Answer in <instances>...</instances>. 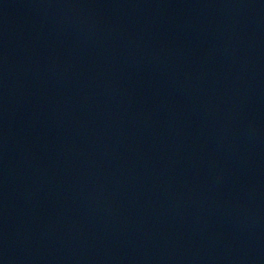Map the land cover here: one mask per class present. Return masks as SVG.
Masks as SVG:
<instances>
[{
	"label": "water",
	"instance_id": "water-1",
	"mask_svg": "<svg viewBox=\"0 0 264 264\" xmlns=\"http://www.w3.org/2000/svg\"><path fill=\"white\" fill-rule=\"evenodd\" d=\"M0 264H264V0H0Z\"/></svg>",
	"mask_w": 264,
	"mask_h": 264
}]
</instances>
